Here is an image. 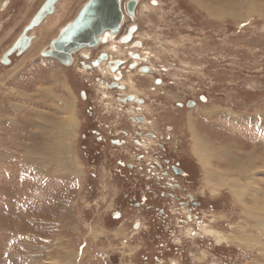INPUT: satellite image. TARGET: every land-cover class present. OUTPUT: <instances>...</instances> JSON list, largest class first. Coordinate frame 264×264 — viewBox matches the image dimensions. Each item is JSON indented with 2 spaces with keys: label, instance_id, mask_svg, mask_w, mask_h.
<instances>
[{
  "label": "rangeland",
  "instance_id": "obj_1",
  "mask_svg": "<svg viewBox=\"0 0 264 264\" xmlns=\"http://www.w3.org/2000/svg\"><path fill=\"white\" fill-rule=\"evenodd\" d=\"M87 1L61 0L11 65L1 59L46 0L0 4V264H264V15L240 1L215 18L195 4L216 7L212 0H138L119 36L136 26L129 47L140 42L143 52L114 59L129 65L147 53L139 65L149 72L129 75L125 66L122 77L143 92L154 128L138 131L158 136L150 144L136 135L131 94L103 89L118 81L90 69L110 43L89 59L74 55L72 67L42 56ZM194 133L206 146L199 155ZM158 144L191 169L184 197L203 207L166 202L169 217L150 225L137 205H154L145 181L162 160ZM62 148L61 171L50 155Z\"/></svg>",
  "mask_w": 264,
  "mask_h": 264
},
{
  "label": "flooded vegetation",
  "instance_id": "obj_2",
  "mask_svg": "<svg viewBox=\"0 0 264 264\" xmlns=\"http://www.w3.org/2000/svg\"><path fill=\"white\" fill-rule=\"evenodd\" d=\"M128 1H130V0H126L122 6L123 13L125 16L124 25L130 20L131 17H134V18L137 17L136 12L138 11V9H137L138 4H137L136 9L134 11V15H130L128 13V10H127V2ZM138 3H139V1H138ZM146 9L148 10V8H146ZM124 25L122 26V28L124 27ZM40 26H38V27H40ZM37 28H35V29H37ZM122 28H121V30H122ZM131 30H133V35L130 37V39L128 41H126ZM136 30H137L136 26H131L127 29L126 33L124 35H121V36H119L120 32L118 34L113 35L108 31V33H107L108 37L102 35L100 37V39H99L100 41L98 42L97 45L77 50V51L73 52L69 56V58L65 59L64 61L61 59H58V58H54V57H50V58L55 60L57 63H59L62 67H65V68L66 67H72L74 64V55L81 53L85 58L89 59L91 52L93 50L99 49L102 45H105L106 43H110L111 46H108V49H107L108 51H104L103 53H101L99 55V57L94 62H92L90 69L91 70L96 69L97 71L102 73V76L104 78L111 77V78H113L114 81L115 80L118 81V82L113 83L111 85L105 83V86H103V89H105V87L106 88L107 87L108 88L115 87V88H119V90H122V91L126 90L127 92H129L131 94L126 99L125 102L129 105L134 106L133 108H131V110H129L130 111L129 114L131 116V120H132L133 125L135 126V129H137L136 135L139 137V142H140V140H145L151 144L152 142L157 143L155 141L158 139V136L156 134L152 133V131L147 132L145 134L138 131V129L141 130V128H145L144 125H148L150 127L149 130H151V128H154L152 122L148 121L147 117L145 116V112L147 111V106H146V101L141 98V95L143 92L140 88H138L134 84V81H132L130 76L127 80H123V77H122L123 76V68H125V66L127 67L129 75L134 74L135 72H139L140 74L141 73H147L150 70L148 67H141L139 65L141 60L145 59L146 61H148V59H149L146 57L147 53L145 52V50H144L145 53H144V55H141L142 58L140 60H139L140 56L138 55V61L134 60L129 65H127L128 62L126 59L120 58L122 55H124L126 53V51L127 52L133 51V50L136 51L137 48H138V52L139 51L143 52V49L141 48L142 44L140 42L138 44H136V47L134 46L133 48H131L132 50L129 47L130 44L132 43L131 41H133L132 39L138 34V31L136 32ZM28 36H31L33 39H32L31 45L27 49V51L33 47L32 43H34L35 39H36V37L32 34V31L28 33ZM105 37H106V39H105ZM57 38L51 40V42L49 43L50 47L48 48V51L51 50L52 42L54 40H56ZM48 51H46V52H48ZM43 52H42V56L44 57ZM118 55L120 57L118 59H114V56H118ZM12 56L13 55L9 56V54H8L7 56L3 57V59H1L2 64L3 65L4 64L5 65L10 64L11 65V63H12L11 57ZM134 57H135V59L137 58L136 56H134ZM82 71L86 72L85 70H82ZM142 75H147V74H142ZM69 80H70V78H69ZM133 85L135 86V88H138V92H136V90L133 88ZM189 104L196 105V102L191 101L188 103V105ZM138 113L140 115H138ZM98 139H99V137H98ZM137 144H138V140H137ZM157 147H158V152H159L162 160L159 158V160H160L159 163L156 161L151 163V166L149 168V170L151 169V173L149 175H147V177H146L147 181H145V184L149 185L148 186L150 188L149 193L153 196L154 205L151 207H148V206L144 207L143 204L140 202L137 205L138 210L140 212H143L144 214H146L148 216V220H149L148 223L150 225L156 224V221L159 219L158 218L159 216H161L160 219H164V220L169 217V211L170 210H168V208H166V205L164 204L166 202H168L169 204L170 203L171 204H174V203L181 204L183 206V208L188 210L189 212H192L194 210V208L199 209V208L203 207L202 202L195 201L194 199L191 198L190 195H189V198L186 197V199H185V197H184V195L186 194L184 192L187 189L186 185H190L193 181L192 178L196 177L193 175L191 169L188 167L186 168L185 166L182 167L181 161L178 162V160H176V158L170 156L168 154V150H167L166 146H164L162 144H158ZM150 150L155 151L156 149L155 150L149 149V151ZM138 156H141V155H138ZM189 163L193 164V163H195V161L193 159H190ZM139 165H141V164L139 163ZM129 168L133 169L134 171L136 169V167L134 165H131ZM142 169L143 168L138 166L140 179H142ZM140 179H138V185H140L142 187V184H144V181L141 182ZM160 202H163V204L165 205V209L164 208H158V206L155 205V204L160 203ZM148 214H151V215H148ZM152 229H154V227L148 228L147 232L151 233ZM162 245H164V244H162ZM147 264H149V263H147Z\"/></svg>",
  "mask_w": 264,
  "mask_h": 264
},
{
  "label": "water",
  "instance_id": "obj_3",
  "mask_svg": "<svg viewBox=\"0 0 264 264\" xmlns=\"http://www.w3.org/2000/svg\"><path fill=\"white\" fill-rule=\"evenodd\" d=\"M59 1L46 0L24 33L10 49L9 55L17 51L22 54L30 47L32 37L28 36V33L40 26L47 17L54 14L56 4ZM124 1L89 0L74 21L67 25L62 34L52 42L51 50L44 53V56L64 61L77 50L97 45L100 36L106 31H110L114 35L118 34L124 25L125 16L122 10ZM137 4V0L127 2V10L130 15H134ZM132 35L133 30L130 31L126 41ZM189 107H194V104H189Z\"/></svg>",
  "mask_w": 264,
  "mask_h": 264
},
{
  "label": "bare ground",
  "instance_id": "obj_4",
  "mask_svg": "<svg viewBox=\"0 0 264 264\" xmlns=\"http://www.w3.org/2000/svg\"><path fill=\"white\" fill-rule=\"evenodd\" d=\"M61 1V0H60ZM201 1H203V0H201ZM213 2H215L216 3V7H214V6H212V5H208V6H206V5H202V4H200L199 2L198 3H195V4H197L198 6H200L202 9L204 8V11H206L210 16H213V17H215V18H222V17H224V16H226V14L228 13L229 15H233V13H234V11H235V9L236 8H238V5H242V2H245L244 3V5H246V10H247V12H248V14H253V13H261V14H263L264 15V7H262L263 5H261V6H259V5H257V3H255L254 1H249V0H247V1H245V0H212ZM240 1V4L238 3ZM88 2V1H87ZM2 3V0H0V4ZM238 3V4H237ZM123 4H124V2H123ZM123 4H122V6H123ZM2 5V4H1ZM0 5V10H1V8H2V6ZM44 5V4H43ZM42 5V6H43ZM57 5V4H56ZM41 6V7H42ZM219 7V8H218ZM262 7V8H261ZM41 9V8H40ZM39 9V10H40ZM38 10V11H39ZM55 10H57V7H55ZM122 10H123V8H122ZM226 11V12H225ZM237 12V11H236ZM38 13V12H37ZM36 13V14H37ZM56 13V11H54V14ZM80 13V12H79ZM238 13V12H237ZM36 16V15H35ZM34 16V17H35ZM78 16V15H77ZM245 16H249V15H245ZM47 20H48V17H47ZM46 19L43 21V23H45L46 21H47ZM32 21V20H31ZM30 21V22H31ZM43 23H42V25H43ZM70 24V23H69ZM68 24V25H69ZM40 28V27H39ZM65 28V27H64ZM64 28L60 31V33L59 34H62V32L64 31ZM35 30V29H34ZM33 30V31H34ZM110 32V31H109ZM107 33H108V31H106L105 33H103L102 35H104V36H106V37H108L107 36ZM111 33V32H110ZM112 34V33H111ZM101 35V36H102ZM109 35V34H108ZM114 35V34H113ZM60 36V35H59ZM58 36V37H59ZM100 36V37H101ZM106 37H105V39H106ZM110 38V37H109ZM33 39V38H32ZM100 39V38H99ZM50 47V46H49ZM142 50V49H141ZM46 51H48V49L47 50H45L43 53H46ZM140 52H142V51H140ZM150 56V55H149ZM45 57V56H44ZM145 57V56H144ZM48 58H50V57H48ZM59 82H60V80H59ZM43 90V89H42ZM41 90V91H42ZM49 90V89H48ZM18 98H20V97H18ZM66 105H67V107H68V109L69 110H71V107H72V103H66L65 104V107H66ZM71 105V106H70ZM39 112V111H38ZM215 112V111H214ZM36 113V112H35ZM40 113V112H39ZM41 114V113H40ZM44 115V114H43ZM43 117V116H42ZM74 118V116L73 115H71V121L72 120H74L73 119ZM51 123V122H50ZM53 127H55V126H53ZM45 130V129H44ZM48 131V130H47ZM66 131V130H65ZM195 134L196 133H194V139H195V141H196V144H195V152H197V154L199 155V153H200V151H201V149L204 151L205 150V147H204V144L205 143H202L201 141H200V138H199V136H198V138H196V136H195ZM62 136V135H61ZM62 139V138H61ZM67 140V139H66ZM64 141V140H63ZM64 148V147H63ZM62 148V149H63ZM212 147L211 146H209V148H206V150L207 149H209L211 152L213 151V148L211 149ZM217 149V148H216ZM40 151H42V150H40ZM65 149H63V151L61 150V151H57V153L55 152V153H53V152H51V155H50V158L52 157V154H56V155H53V156H56L55 157V161H52V162H54V164L56 165V164H58L59 162H61L62 160L64 161V162H66L67 163V159H64V157H61L62 155H64V153H65ZM219 151H222L221 153H222V155H225L226 157H227V155L229 154L228 152V150H227V148L226 147H222V148H220L219 147ZM218 151V152H219ZM50 152V151H49ZM39 154V153H38ZM62 154V155H61ZM42 155V154H41ZM48 155V154H47ZM61 155V156H60ZM66 155V154H65ZM202 155V154H201ZM250 156V155H249ZM249 156H247V158H249ZM58 157V158H57ZM201 157H203V156H201ZM231 157V156H230ZM46 158V157H45ZM61 158V159H60ZM233 158V157H232ZM53 160V159H52ZM69 160V159H68ZM229 160H230V164L233 162V163H235L234 162V160H232L231 158H229ZM251 159L249 158L248 159V162L250 161ZM46 161V160H45ZM70 161V160H69ZM43 162V161H42ZM42 162H41V165H42ZM64 162H61V163H64ZM46 163V162H45ZM65 163V164H66ZM243 163H246V162H243ZM49 164V163H48ZM239 163H237L236 164V167L238 166L239 167V165H238ZM62 165V164H61ZM45 166V165H44ZM57 166V165H56ZM64 166V165H63ZM47 167V166H46ZM58 168H56L57 170H60V168L62 167V166H60V164H59V166H57ZM259 168H260V166H259ZM63 170V167L61 168V171ZM230 170V169H229ZM222 178V177H221ZM219 179V178H218ZM218 181V180H217ZM232 188H234V190H235V192H236V194L238 195V197L239 196H243L242 195V192H241V190H240V188H239V186L238 185H232Z\"/></svg>",
  "mask_w": 264,
  "mask_h": 264
},
{
  "label": "crops",
  "instance_id": "obj_5",
  "mask_svg": "<svg viewBox=\"0 0 264 264\" xmlns=\"http://www.w3.org/2000/svg\"><path fill=\"white\" fill-rule=\"evenodd\" d=\"M60 2V1H59ZM59 2L57 3V5H59ZM56 5V7H57ZM58 9V8H57ZM57 12V10H55ZM245 12H247V10H245ZM248 13V12H247ZM246 14V13H245ZM247 15V14H246ZM246 17V16H245ZM47 20V19H46Z\"/></svg>",
  "mask_w": 264,
  "mask_h": 264
},
{
  "label": "snow or ice",
  "instance_id": "obj_6",
  "mask_svg": "<svg viewBox=\"0 0 264 264\" xmlns=\"http://www.w3.org/2000/svg\"><path fill=\"white\" fill-rule=\"evenodd\" d=\"M153 2H155V0H153Z\"/></svg>",
  "mask_w": 264,
  "mask_h": 264
}]
</instances>
